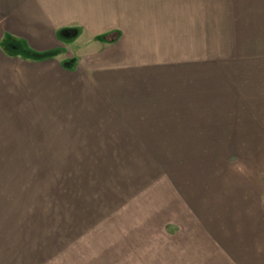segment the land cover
Segmentation results:
<instances>
[{
	"label": "rangeland",
	"instance_id": "obj_1",
	"mask_svg": "<svg viewBox=\"0 0 264 264\" xmlns=\"http://www.w3.org/2000/svg\"><path fill=\"white\" fill-rule=\"evenodd\" d=\"M242 1L197 0L201 7L186 9L202 10L210 27L215 14L259 9L256 1ZM37 10L38 0H0V264H230L192 221L188 196L196 195L199 182L188 191L183 174L199 168L203 180L208 168L198 161L214 164V173L234 168L226 160L264 164V134L237 138L259 150H186L170 136L160 143L154 136L172 131L179 118H148L184 110L188 98L198 100L199 81L209 85L211 71L197 65L198 40L186 42L188 55L180 45L168 53L146 45L139 56H123L133 69L95 78L98 71L86 69L87 60L113 65L119 55L102 59L93 53H102L122 31L55 30L39 22ZM8 40L18 49L7 51ZM208 41L207 62H216L221 54H214V39ZM188 57L197 63L188 66ZM133 89L143 95L146 117L121 119ZM227 216L216 223L221 244L228 243V233L220 226L249 246L237 230L242 225Z\"/></svg>",
	"mask_w": 264,
	"mask_h": 264
},
{
	"label": "crops",
	"instance_id": "obj_2",
	"mask_svg": "<svg viewBox=\"0 0 264 264\" xmlns=\"http://www.w3.org/2000/svg\"><path fill=\"white\" fill-rule=\"evenodd\" d=\"M195 1L191 4L189 0H38L37 12L39 22L55 30L80 26L92 35L113 29L122 31L121 37L115 43L106 45L102 53H93L102 59L119 55L113 65L110 61L93 64L87 60L86 69L98 71L93 72L95 78L104 76L108 79L112 71L133 69L125 65L126 58L123 56L138 55L142 52L138 48H145L146 45L150 49H166V53L168 47L173 49L180 45V52L188 55L186 42L198 40L200 61L197 65L200 72L211 71L212 80L209 85L199 81L198 100L188 98L184 110L171 108L165 113L148 117L180 119L174 125L180 124L172 131L155 134V140L160 143L164 135L170 136V141L182 144L186 150H221V145H228L223 149L231 151L240 147L259 150L250 143H240L237 138L239 134H264V122L255 123L256 119L264 120V0L242 1L246 6H249V1H256L254 6L259 9L255 8L252 13L247 8L244 11L231 9L230 14L221 12L223 16L215 14L210 27L202 10L186 9L201 7L200 2ZM236 1L238 3L239 0H233L234 3ZM232 6L238 8L239 4ZM127 9H130L129 19L126 17ZM208 37L215 41L214 54H221L216 62H207V48L212 44ZM188 59V66L197 63L192 62L190 57ZM128 97L126 104L129 106L125 104L122 107L125 114L121 110L118 117L126 120L146 117L142 110L143 95L133 89ZM131 134L143 136L148 132ZM221 134L230 137H221ZM237 161L226 160L230 163L229 167H234L227 173H214V164L203 166L204 161H198V167L208 168L201 174L203 180L196 173L199 168L183 174L182 182L188 191L192 182H199V186L194 187L196 195L189 192L188 196V200L193 202L195 216L192 221L198 223L199 232L214 239L209 243L214 246L216 254L223 253L225 262L232 264L242 258L252 264H264V164L253 160H242L238 164ZM222 215H231L233 222L236 220L242 225L237 230L243 232L249 246L245 242L241 244L239 234L227 231L231 228L220 226L228 233V243L221 244L216 223L223 224L219 222ZM196 216L199 221H196ZM226 223L230 224L229 220ZM214 224L216 227H213Z\"/></svg>",
	"mask_w": 264,
	"mask_h": 264
},
{
	"label": "trees",
	"instance_id": "obj_3",
	"mask_svg": "<svg viewBox=\"0 0 264 264\" xmlns=\"http://www.w3.org/2000/svg\"><path fill=\"white\" fill-rule=\"evenodd\" d=\"M71 30H67L66 32H70ZM7 40V39H6ZM4 44H6L4 47H5V49L8 51L9 49H14V50H17L18 49V47H19V45H17V44H15V43H13L12 41H6ZM8 47V48H7ZM29 55V54H28ZM34 55H36V54H34ZM48 55V54H47ZM46 55V56H47ZM34 57H36V58H42V56H40V55H36V56H34Z\"/></svg>",
	"mask_w": 264,
	"mask_h": 264
}]
</instances>
